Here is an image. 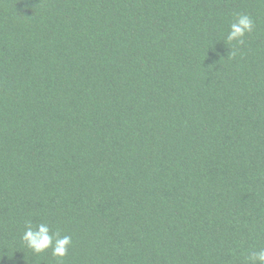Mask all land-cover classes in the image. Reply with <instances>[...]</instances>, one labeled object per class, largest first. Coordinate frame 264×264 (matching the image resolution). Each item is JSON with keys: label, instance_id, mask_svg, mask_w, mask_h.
I'll return each instance as SVG.
<instances>
[{"label": "trees", "instance_id": "16d2710c", "mask_svg": "<svg viewBox=\"0 0 264 264\" xmlns=\"http://www.w3.org/2000/svg\"><path fill=\"white\" fill-rule=\"evenodd\" d=\"M28 221L67 255L32 252ZM262 248L264 0H0V264Z\"/></svg>", "mask_w": 264, "mask_h": 264}, {"label": "clouds", "instance_id": "9594fccd", "mask_svg": "<svg viewBox=\"0 0 264 264\" xmlns=\"http://www.w3.org/2000/svg\"><path fill=\"white\" fill-rule=\"evenodd\" d=\"M253 28L254 21L251 16L244 13L238 14L235 21L230 25L226 39L229 42L235 41L237 45H242L245 34L251 33ZM21 239L32 252L39 254L51 248L52 255L58 258L67 255L68 247L71 244L70 236H60L58 232L53 233L45 223L33 228L31 221L27 222ZM247 260L249 264H264V248L252 252Z\"/></svg>", "mask_w": 264, "mask_h": 264}]
</instances>
